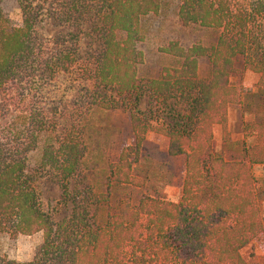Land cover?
Masks as SVG:
<instances>
[{
  "label": "trees",
  "instance_id": "trees-1",
  "mask_svg": "<svg viewBox=\"0 0 264 264\" xmlns=\"http://www.w3.org/2000/svg\"><path fill=\"white\" fill-rule=\"evenodd\" d=\"M15 1L20 22L0 0V235L41 233L42 242L32 260L0 264H246L241 250L264 236V174H253L264 168V123L244 127L243 160L215 155L212 141L214 126L228 135L238 66L264 88V0H177L182 26L217 36L209 45L168 43L159 51L174 65L147 79L137 76L142 20L162 0ZM44 24L68 31L46 36ZM116 109L129 115L132 143L107 163L103 190L77 192L87 117ZM149 132L168 139L170 157H184L179 201L142 197L112 209L113 188L143 185L133 167ZM43 180L61 193L65 216L44 208Z\"/></svg>",
  "mask_w": 264,
  "mask_h": 264
},
{
  "label": "rangeland",
  "instance_id": "rangeland-1",
  "mask_svg": "<svg viewBox=\"0 0 264 264\" xmlns=\"http://www.w3.org/2000/svg\"><path fill=\"white\" fill-rule=\"evenodd\" d=\"M3 12L14 22H20V12L15 0H3ZM177 0H162V8L157 15L142 20L145 40L141 44L144 60L137 67L139 79L154 78L163 67L172 66L175 60L161 53L160 48L170 42H177L188 48L199 43L209 45L215 41L217 33L199 26H182L176 16ZM42 32L52 36L56 32H67L65 27H54L44 24ZM83 43V49L86 42ZM208 73V64L201 61L198 69L200 77ZM259 75L238 66L237 73L230 77L238 103L230 105L227 110V132L224 139L221 127L214 126L212 148L215 155L225 161L244 159V148L251 138L244 137V127L255 122L264 123V88L258 86ZM76 96L69 93L67 101L72 104ZM145 108V102L140 105ZM89 126L85 136V155L76 176L73 187L75 191L90 187L94 192L104 189L105 167L107 163L116 161L121 150L132 143L129 115L122 109L96 112L88 115ZM168 120V119H167ZM168 139L153 132L147 133L142 142L137 163L133 167V175L143 181L141 186H121L112 189L109 204L115 208L119 200H126L136 205L142 197L164 199L178 202L185 173L184 157H170L167 152ZM253 174L261 177L262 166H254ZM41 185L42 201L56 219L67 214L69 207L60 205L61 193L50 181L43 180ZM257 202L264 219V190L258 193ZM108 204V205H109ZM109 210L106 207V211ZM42 242V234L31 236L0 235V257L27 262L33 259ZM246 264H264V236L260 235L241 250Z\"/></svg>",
  "mask_w": 264,
  "mask_h": 264
}]
</instances>
